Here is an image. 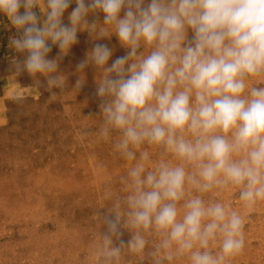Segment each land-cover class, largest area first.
Masks as SVG:
<instances>
[{
    "label": "clouds",
    "instance_id": "clouds-1",
    "mask_svg": "<svg viewBox=\"0 0 264 264\" xmlns=\"http://www.w3.org/2000/svg\"><path fill=\"white\" fill-rule=\"evenodd\" d=\"M0 16L17 32L15 72L49 93L67 85L60 61L79 32L126 49L112 60L94 43L73 86L94 70L98 135L128 162L101 213L100 264H230L245 220L215 194L264 201V0H0Z\"/></svg>",
    "mask_w": 264,
    "mask_h": 264
},
{
    "label": "rangeland",
    "instance_id": "rangeland-1",
    "mask_svg": "<svg viewBox=\"0 0 264 264\" xmlns=\"http://www.w3.org/2000/svg\"><path fill=\"white\" fill-rule=\"evenodd\" d=\"M88 19L102 20L103 13ZM14 35L0 16V264H100L101 213L119 194L128 162L98 135L94 70L86 69L79 91L73 86L79 78L76 65L94 43L114 48L112 60L126 49L114 35L93 41L87 31L79 32L78 42L60 61L67 85L49 93L27 72H15L18 54L8 46ZM58 51L53 46L49 57ZM215 195L245 220V247L230 264H264V201L246 208L234 190ZM122 238L127 241L129 233ZM124 264L149 261L133 254Z\"/></svg>",
    "mask_w": 264,
    "mask_h": 264
}]
</instances>
